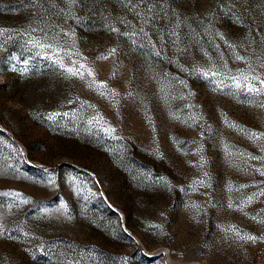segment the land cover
<instances>
[{
    "label": "rangeland",
    "instance_id": "rangeland-1",
    "mask_svg": "<svg viewBox=\"0 0 264 264\" xmlns=\"http://www.w3.org/2000/svg\"><path fill=\"white\" fill-rule=\"evenodd\" d=\"M262 81L264 0H0V264H264Z\"/></svg>",
    "mask_w": 264,
    "mask_h": 264
},
{
    "label": "snow or ice",
    "instance_id": "snow-or-ice-1",
    "mask_svg": "<svg viewBox=\"0 0 264 264\" xmlns=\"http://www.w3.org/2000/svg\"><path fill=\"white\" fill-rule=\"evenodd\" d=\"M114 51V50H113ZM63 66V65H62ZM67 71L73 75L77 74L72 68L67 69ZM246 79V78H245ZM261 83H264V81H262ZM237 87H239V83H237ZM250 91L253 89H249ZM249 239H255V237H248Z\"/></svg>",
    "mask_w": 264,
    "mask_h": 264
}]
</instances>
